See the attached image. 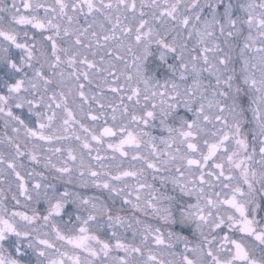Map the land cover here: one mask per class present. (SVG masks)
<instances>
[{
  "label": "snow or ice",
  "instance_id": "obj_1",
  "mask_svg": "<svg viewBox=\"0 0 264 264\" xmlns=\"http://www.w3.org/2000/svg\"><path fill=\"white\" fill-rule=\"evenodd\" d=\"M0 121V264H264V0H0Z\"/></svg>",
  "mask_w": 264,
  "mask_h": 264
},
{
  "label": "rangeland",
  "instance_id": "obj_2",
  "mask_svg": "<svg viewBox=\"0 0 264 264\" xmlns=\"http://www.w3.org/2000/svg\"><path fill=\"white\" fill-rule=\"evenodd\" d=\"M2 131H3V122L0 121V132H2Z\"/></svg>",
  "mask_w": 264,
  "mask_h": 264
},
{
  "label": "flooded vegetation",
  "instance_id": "obj_3",
  "mask_svg": "<svg viewBox=\"0 0 264 264\" xmlns=\"http://www.w3.org/2000/svg\"><path fill=\"white\" fill-rule=\"evenodd\" d=\"M182 247V246H181Z\"/></svg>",
  "mask_w": 264,
  "mask_h": 264
}]
</instances>
